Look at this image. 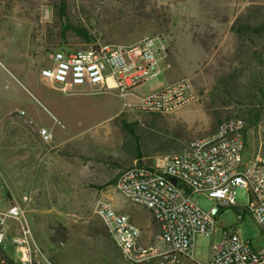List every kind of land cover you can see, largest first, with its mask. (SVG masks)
Returning <instances> with one entry per match:
<instances>
[{
  "label": "rangeland",
  "instance_id": "374dc122",
  "mask_svg": "<svg viewBox=\"0 0 264 264\" xmlns=\"http://www.w3.org/2000/svg\"><path fill=\"white\" fill-rule=\"evenodd\" d=\"M236 18L264 21V0H0V208L24 205L22 196L30 194L25 214L39 249L34 264H130L94 212L98 199L131 221L134 214L141 233L142 227L159 232L151 213L124 199L115 183L126 168L176 151L161 150L159 139L173 137L178 148L209 134L239 116L240 100L249 104L243 87L257 80L264 88V34L252 40L236 34L231 30ZM67 23L84 25L94 40L63 32ZM157 32L170 41L168 67L135 94L187 79L193 98L175 113L138 112L123 106L115 90L65 93L39 79L54 49H83L97 40L128 44ZM262 113L246 129L245 160L264 141ZM42 128L52 132L51 141L42 138ZM195 198L204 208L212 204L203 195ZM235 200L247 203L248 188L238 186ZM239 208L223 207L220 224H234ZM243 215V237L261 245L257 224L248 212ZM211 241L198 237V260L206 261ZM4 251L20 264L12 244Z\"/></svg>",
  "mask_w": 264,
  "mask_h": 264
},
{
  "label": "built area",
  "instance_id": "2783aa9c",
  "mask_svg": "<svg viewBox=\"0 0 264 264\" xmlns=\"http://www.w3.org/2000/svg\"><path fill=\"white\" fill-rule=\"evenodd\" d=\"M169 48L163 32L146 34L128 44L97 40L83 49L61 47L50 52L49 64L40 69L39 79L65 93L115 90L123 106L172 114L193 98L187 79L146 95L135 94L138 86L168 67ZM129 96L135 100L127 101ZM244 126L242 118H228L213 132L189 140L182 149L159 153L149 164H134L119 174L115 187L120 195L145 207L160 229L151 242L142 243L141 230L129 216L98 199L94 212L125 260L130 264H264V242L256 246L243 237L239 226L243 213L248 212L264 238V141L245 160ZM40 134L47 142L53 138L47 128ZM240 185L248 188L247 203L235 200ZM196 195L205 196L211 206L202 207ZM22 200L24 205L13 202L0 208V246L4 250L12 244L20 264H34L39 249L25 214L30 194ZM226 206L240 207L229 226L218 221ZM12 221L14 229H10ZM199 236L212 238L204 262L194 256Z\"/></svg>",
  "mask_w": 264,
  "mask_h": 264
},
{
  "label": "trees",
  "instance_id": "16d2710c",
  "mask_svg": "<svg viewBox=\"0 0 264 264\" xmlns=\"http://www.w3.org/2000/svg\"><path fill=\"white\" fill-rule=\"evenodd\" d=\"M64 8H61V15L63 14ZM63 32L66 31H73L76 36L79 37L83 42H91L94 40V36L90 33V30L86 28L82 24H71L67 23L64 24L62 27ZM231 30L234 31L236 34L243 36L248 39H253L254 36L264 34V21L260 22H249V21H242L240 18H236L234 22L231 24ZM88 46V45H87ZM86 46V47H87ZM225 87V86H224ZM260 92V93H259ZM241 96H248L249 104H244L242 100H240L241 104H243L242 109L240 110V114L237 117H240L244 120V140L246 138V129L249 126H255L259 123L262 118V111L264 110V105L262 98L264 97V88L258 84L257 80H252L250 85H247L246 88L243 87L241 90ZM242 98V97H241ZM243 99V98H242ZM151 114H159V113H151ZM125 125V122H122ZM127 126V125H125ZM176 140L173 137L162 138L158 140V144L160 145L161 150H170L175 149L176 151L182 149L185 144L181 147L175 144ZM135 157H141V149L140 146L135 145L134 147ZM140 164V162H139ZM116 180H112L111 183H115ZM0 258L3 260V264H17L14 258L6 253L1 246H0ZM19 264V263H18Z\"/></svg>",
  "mask_w": 264,
  "mask_h": 264
},
{
  "label": "crops",
  "instance_id": "0c3cea01",
  "mask_svg": "<svg viewBox=\"0 0 264 264\" xmlns=\"http://www.w3.org/2000/svg\"><path fill=\"white\" fill-rule=\"evenodd\" d=\"M169 83H172V82H169ZM169 83H166V84H164L163 86H165V85H167V84H169ZM163 86H161V87H163ZM160 87V88H161ZM132 213H130V215H131ZM129 216V215H128ZM133 216H135L134 214H132V221H133V223L135 224V222H139L140 220H138V219H135ZM131 221V222H132ZM138 226V225H137ZM139 227V226H138ZM159 231H160V229H159ZM157 234V233H156ZM155 235H152V232L151 231H143V227H142V233H141V241H142V243H148V242H150V240L151 239H153V237H154Z\"/></svg>",
  "mask_w": 264,
  "mask_h": 264
},
{
  "label": "water",
  "instance_id": "95a60500",
  "mask_svg": "<svg viewBox=\"0 0 264 264\" xmlns=\"http://www.w3.org/2000/svg\"><path fill=\"white\" fill-rule=\"evenodd\" d=\"M171 181L176 184L177 183V180L175 178H171Z\"/></svg>",
  "mask_w": 264,
  "mask_h": 264
}]
</instances>
